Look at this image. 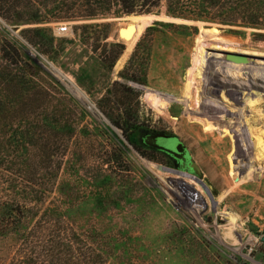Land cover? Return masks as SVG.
<instances>
[{"label":"rangeland","instance_id":"1","mask_svg":"<svg viewBox=\"0 0 264 264\" xmlns=\"http://www.w3.org/2000/svg\"><path fill=\"white\" fill-rule=\"evenodd\" d=\"M28 1L0 0V200L29 194L30 181L45 204L26 226L0 215V264H264V27L223 22L222 7L216 21L172 17L164 4L20 23L58 4ZM148 15L190 24L152 19L124 54L118 28ZM202 30L217 35L198 42ZM106 116L130 120L137 139ZM155 135L184 155L155 149ZM52 209L54 222L38 223ZM36 233L41 242L28 246ZM57 234L55 260L47 248ZM231 234L236 244L223 238Z\"/></svg>","mask_w":264,"mask_h":264},{"label":"trees","instance_id":"2","mask_svg":"<svg viewBox=\"0 0 264 264\" xmlns=\"http://www.w3.org/2000/svg\"><path fill=\"white\" fill-rule=\"evenodd\" d=\"M56 1L58 4L52 11L46 12V16L38 10L34 11L31 9L25 15H17L16 19L20 23L32 24L48 23L51 21L94 20L109 15L115 5L118 6L121 14L142 15L160 13L162 5L164 4L165 13L172 17L216 21L212 11L222 7L223 9L230 10L226 14L225 21L223 22L248 25L251 27H264V8L251 2V0H246L244 4L232 2L234 0H228L227 2L229 4H223L219 0H54V2ZM27 2L29 1L27 0ZM3 11L0 6V14H3ZM6 19L9 20L10 18ZM0 43L3 42L0 40ZM121 54L122 49L115 53L109 67L113 66ZM106 117L114 126L123 132L127 140L133 142L137 139V136L134 134L135 125L130 123V120H126L124 124H121V119H123L121 116H116V118L114 116ZM33 186L34 184L32 182L25 181L24 189L29 190V194H24L21 199L17 196V198L6 197L3 201L0 200V215L3 219L4 217L7 218V221L16 226L30 225L36 219L39 211L37 207L45 204V197L33 194L34 192L30 188ZM57 216L58 214L55 210H48L45 212L44 217L38 220V223L43 220L44 223L51 224ZM28 237L30 239V242L27 241L28 246L38 244L42 239L40 233H36L33 236L28 235ZM50 238L52 240L47 248V253L52 255L50 257H54L57 260L62 250H59L54 243L57 240L60 242L63 236L61 237L60 234H57L51 235ZM64 241L68 242L66 240ZM36 248L33 246L34 250ZM82 258L84 259L85 255Z\"/></svg>","mask_w":264,"mask_h":264},{"label":"bare ground","instance_id":"3","mask_svg":"<svg viewBox=\"0 0 264 264\" xmlns=\"http://www.w3.org/2000/svg\"><path fill=\"white\" fill-rule=\"evenodd\" d=\"M153 18V16H139V17H130V20H131V23L130 24H127L126 26L124 27H121V28H118L117 30V34L119 36V38L123 41L124 45L126 46V49L124 51V54L125 53H129L132 48H133V45L139 35V33L142 31V29L146 26V24H148L149 21H151ZM122 30L121 33H119V31ZM208 34H211L212 36H215L217 35L216 34V31L215 30H212L210 32L208 31H204L202 30V32L199 34V39H198V42L199 40H201V38L204 36V35H208ZM128 55V54H127ZM123 56V55H122ZM71 88H73L71 86ZM74 89V88H73ZM72 89V90H73ZM76 92V90H75ZM191 92V87L190 85L187 86V94H190ZM77 93V92H76ZM149 99V102L151 103L150 105L153 107L152 109H155L156 112H159L160 110H163L165 109L166 107V103L164 101H162L161 99H159V97L155 96V95H150L148 97ZM84 100V99H83ZM148 101V100H147ZM211 128V127H210ZM208 129V127H207ZM257 145L258 146H261L262 144L260 143V141L258 140L257 142ZM260 148V147H259ZM262 149V148H260ZM232 153V152H231ZM261 154V153H260ZM263 155V153H262ZM231 157V156H230ZM251 172V170H250ZM229 174V173H228ZM234 174V173H233ZM250 178V176H248L246 178V181ZM242 180H245V179H242ZM235 181V180H234ZM238 182V181H237ZM237 184V183H236ZM231 221L233 223V219L231 218ZM223 238L228 241V242H231L233 244H236V240L234 238V235L231 234V235H223ZM254 243V240L253 239H248L247 240V245H252ZM243 247V246H242Z\"/></svg>","mask_w":264,"mask_h":264},{"label":"water","instance_id":"4","mask_svg":"<svg viewBox=\"0 0 264 264\" xmlns=\"http://www.w3.org/2000/svg\"><path fill=\"white\" fill-rule=\"evenodd\" d=\"M153 16L154 20H159V19H166V20H172V21H178L181 23H185V24H190V22L187 21H182V20H175V19H170L164 15H159V16H154V15H150ZM122 30L119 31V33H121ZM229 62L235 63V64H245L246 62L244 60H240V59H234V58H229L228 59ZM170 139L167 136H163V135H155L149 138V140H151L152 144H155L157 141H165ZM176 145L174 147H171L169 149H163L165 152H168L170 154H174L176 156H183V147L181 144H179L177 141L175 142ZM189 168H191V170L197 174V170L193 165H190ZM262 242H264V239L262 240Z\"/></svg>","mask_w":264,"mask_h":264},{"label":"flooded vegetation","instance_id":"5","mask_svg":"<svg viewBox=\"0 0 264 264\" xmlns=\"http://www.w3.org/2000/svg\"><path fill=\"white\" fill-rule=\"evenodd\" d=\"M166 141H173V142H176V140H174L173 138H170L168 140H165L163 141V143H160L161 141H157L155 144H154V148L157 149V150H163V149H169V147H167L166 144H164V142ZM164 151V150H163ZM184 155V154H183Z\"/></svg>","mask_w":264,"mask_h":264},{"label":"built area","instance_id":"6","mask_svg":"<svg viewBox=\"0 0 264 264\" xmlns=\"http://www.w3.org/2000/svg\"><path fill=\"white\" fill-rule=\"evenodd\" d=\"M68 33H69V30L66 27H60L58 28L56 32L57 36H65V35H68Z\"/></svg>","mask_w":264,"mask_h":264}]
</instances>
